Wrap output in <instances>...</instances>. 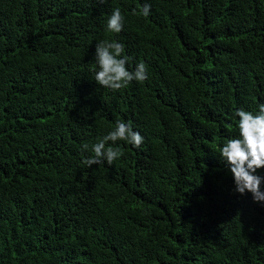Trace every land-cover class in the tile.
Listing matches in <instances>:
<instances>
[{
	"label": "trees",
	"instance_id": "1",
	"mask_svg": "<svg viewBox=\"0 0 264 264\" xmlns=\"http://www.w3.org/2000/svg\"><path fill=\"white\" fill-rule=\"evenodd\" d=\"M114 39L147 80L96 84ZM260 104L264 0H0V264H264V203L219 156ZM118 119L143 144L87 168Z\"/></svg>",
	"mask_w": 264,
	"mask_h": 264
},
{
	"label": "clouds",
	"instance_id": "2",
	"mask_svg": "<svg viewBox=\"0 0 264 264\" xmlns=\"http://www.w3.org/2000/svg\"><path fill=\"white\" fill-rule=\"evenodd\" d=\"M104 3L105 0H98ZM151 5L145 3L137 13L147 17L150 14ZM125 17L121 10L116 8L107 21V31L118 34L124 28ZM95 82L97 85L119 91L127 88L133 81L144 82L148 79L147 66L143 62L136 63L129 70V57L125 54V45L117 40H103L96 44ZM238 117L239 137L228 139L219 147V156L226 162L233 176L236 191L243 195L251 193L255 203H264V177L257 174L259 169H264V104L258 105V111L254 114L244 109L235 112ZM117 141H124L135 148H139L143 142V136L134 131L130 122L117 120L113 130L103 136L91 146L94 153L83 160L87 168L93 165L107 163L111 165L118 159L122 152L119 147H113ZM111 142V145H109ZM106 145H108L106 147ZM84 151H88L87 143L82 145Z\"/></svg>",
	"mask_w": 264,
	"mask_h": 264
}]
</instances>
